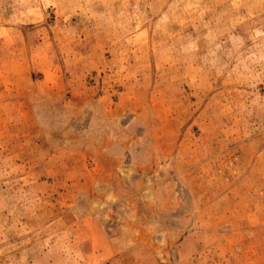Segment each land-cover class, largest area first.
Instances as JSON below:
<instances>
[{"label": "rangeland", "instance_id": "obj_1", "mask_svg": "<svg viewBox=\"0 0 264 264\" xmlns=\"http://www.w3.org/2000/svg\"><path fill=\"white\" fill-rule=\"evenodd\" d=\"M0 264H264V0H0Z\"/></svg>", "mask_w": 264, "mask_h": 264}]
</instances>
